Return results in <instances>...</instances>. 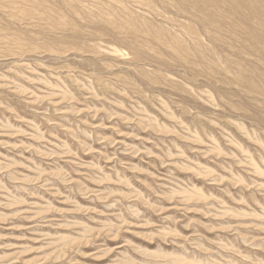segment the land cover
Here are the masks:
<instances>
[{
	"label": "rangeland",
	"instance_id": "374dc122",
	"mask_svg": "<svg viewBox=\"0 0 264 264\" xmlns=\"http://www.w3.org/2000/svg\"><path fill=\"white\" fill-rule=\"evenodd\" d=\"M0 264H264V0H0Z\"/></svg>",
	"mask_w": 264,
	"mask_h": 264
}]
</instances>
